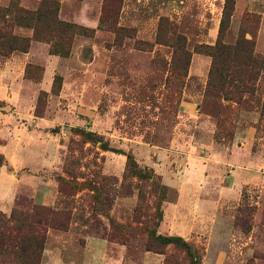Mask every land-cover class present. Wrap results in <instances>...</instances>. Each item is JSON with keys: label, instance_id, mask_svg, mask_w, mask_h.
Here are the masks:
<instances>
[{"label": "rangeland", "instance_id": "obj_1", "mask_svg": "<svg viewBox=\"0 0 264 264\" xmlns=\"http://www.w3.org/2000/svg\"><path fill=\"white\" fill-rule=\"evenodd\" d=\"M50 1L58 20L89 29L55 32L70 40L65 57L11 20ZM224 6L0 0V28L29 39L0 53V188L11 199L0 212L37 205L66 220L46 229L39 264H188L152 232L180 236L199 264H264V69L251 91H231L238 102L207 84L218 40L244 36L264 58V0Z\"/></svg>", "mask_w": 264, "mask_h": 264}, {"label": "trees", "instance_id": "obj_2", "mask_svg": "<svg viewBox=\"0 0 264 264\" xmlns=\"http://www.w3.org/2000/svg\"><path fill=\"white\" fill-rule=\"evenodd\" d=\"M229 0H225V6ZM51 9L36 8L34 11L17 9L12 14L15 25L31 28L32 36L46 40L48 51L65 57L69 53L70 40L60 39L64 31L86 35L88 28L58 20L55 2L50 1ZM224 14L219 23V34L224 28ZM58 31V35L55 32ZM56 35V36H54ZM55 37V38H52ZM29 39L24 36L5 32L0 28V53L7 55L13 50L25 51ZM211 65L207 73V84L221 90L223 98L240 100L230 96L234 88L247 91L253 89L260 69H264V58L253 53L251 39L240 36L234 43H223L218 40L208 47ZM59 79L53 78V82ZM47 228L65 230L66 220L62 212L32 205L28 210L12 211L8 216L0 212V264H39ZM151 242L160 246L172 244L185 249L188 264H199L198 254L190 249L180 236L150 233ZM147 250L161 252L160 249L147 247ZM162 264H166L163 262Z\"/></svg>", "mask_w": 264, "mask_h": 264}, {"label": "crops", "instance_id": "obj_3", "mask_svg": "<svg viewBox=\"0 0 264 264\" xmlns=\"http://www.w3.org/2000/svg\"><path fill=\"white\" fill-rule=\"evenodd\" d=\"M16 185H13V186H16ZM8 192L9 191H8L7 188H5L3 186L0 188V210H2V211H5L6 208L9 209V207H10L9 205L11 204V201H10L11 199L9 197V193ZM43 197H45V196H43ZM7 199H9V202H7Z\"/></svg>", "mask_w": 264, "mask_h": 264}]
</instances>
